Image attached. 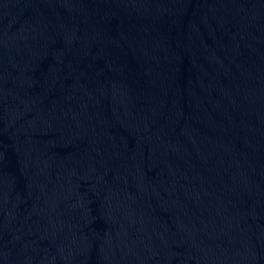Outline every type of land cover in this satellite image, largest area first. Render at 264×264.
I'll list each match as a JSON object with an SVG mask.
<instances>
[{"label":"water","instance_id":"95a60500","mask_svg":"<svg viewBox=\"0 0 264 264\" xmlns=\"http://www.w3.org/2000/svg\"><path fill=\"white\" fill-rule=\"evenodd\" d=\"M0 264H264V0H0Z\"/></svg>","mask_w":264,"mask_h":264}]
</instances>
